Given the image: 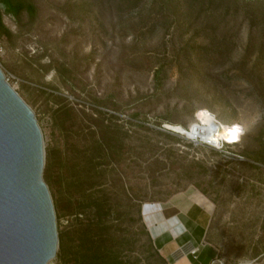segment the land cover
<instances>
[{
  "label": "rangeland",
  "instance_id": "374dc122",
  "mask_svg": "<svg viewBox=\"0 0 264 264\" xmlns=\"http://www.w3.org/2000/svg\"><path fill=\"white\" fill-rule=\"evenodd\" d=\"M30 1L36 16L20 21L0 4L11 32L0 34V67L43 134L59 236L50 264L97 253L161 264L145 211L187 188L214 204V264H264V163L244 155L264 129V18L253 28L242 15L202 21L182 1L132 12L108 0ZM240 1L264 14V0ZM204 113L243 130L231 155L167 127Z\"/></svg>",
  "mask_w": 264,
  "mask_h": 264
},
{
  "label": "water",
  "instance_id": "95a60500",
  "mask_svg": "<svg viewBox=\"0 0 264 264\" xmlns=\"http://www.w3.org/2000/svg\"><path fill=\"white\" fill-rule=\"evenodd\" d=\"M34 111L0 67V264H50L59 248Z\"/></svg>",
  "mask_w": 264,
  "mask_h": 264
},
{
  "label": "crops",
  "instance_id": "0c3cea01",
  "mask_svg": "<svg viewBox=\"0 0 264 264\" xmlns=\"http://www.w3.org/2000/svg\"><path fill=\"white\" fill-rule=\"evenodd\" d=\"M214 204L196 188H187L145 211L152 248L161 264H214L209 241Z\"/></svg>",
  "mask_w": 264,
  "mask_h": 264
},
{
  "label": "trees",
  "instance_id": "16d2710c",
  "mask_svg": "<svg viewBox=\"0 0 264 264\" xmlns=\"http://www.w3.org/2000/svg\"><path fill=\"white\" fill-rule=\"evenodd\" d=\"M145 0H108L109 4L118 5L120 7L119 10H124L127 12H132L138 9ZM167 4L175 3L177 1H182L187 5V9L192 11L194 8H197L196 12L198 14V19L204 17L202 21H209L213 19H225L227 16H240L242 15L244 18L250 21L251 27L259 26L258 18L263 17L264 14H258L260 11L256 8L257 3L255 4H246L240 0H162ZM176 1V2H175ZM0 4H2L5 8V13L10 14L15 20L20 21L22 14L24 12L27 13L30 19L36 16V7L35 4L30 0H0ZM255 5V6H253ZM2 10L0 9V34L10 35L9 28L3 22ZM210 47V45H208ZM250 52L247 54V58L249 57ZM246 61H244L245 63ZM247 63V62H246ZM231 128V127H227ZM170 137L169 135H166ZM175 140H179L176 137H170ZM259 141L261 142L260 148L256 152L245 151L244 155L246 158L253 159L259 163H264V129L259 134ZM105 139L102 138L101 142H95L94 153H98L99 155L103 154V147L105 146ZM190 145V144H189ZM89 164V162H87ZM198 166L196 162H192L184 173L188 178H191L192 169ZM88 171V170H87ZM87 178V179H86ZM84 181H88L89 179H94V176H86ZM86 179V180H85ZM91 183V182H90ZM139 213V209H138ZM101 253L93 254L91 257L84 256L81 260V264H107L101 260ZM108 264H123L118 261V257H113L112 261Z\"/></svg>",
  "mask_w": 264,
  "mask_h": 264
},
{
  "label": "bare ground",
  "instance_id": "6f19581e",
  "mask_svg": "<svg viewBox=\"0 0 264 264\" xmlns=\"http://www.w3.org/2000/svg\"><path fill=\"white\" fill-rule=\"evenodd\" d=\"M191 126H195L196 130L193 133H189L191 135L196 134L200 136L202 140L211 139V134L217 126L219 127L217 135H213V138H215L216 140H226V142L228 143H235L239 138V135H237L235 139L233 138V131L235 128L238 127H224L220 124V122H217L215 118L208 113L202 114L199 118H197V120L193 124H191ZM167 127L171 131L176 132L178 134H184L185 132H187V130L177 125H168Z\"/></svg>",
  "mask_w": 264,
  "mask_h": 264
},
{
  "label": "built area",
  "instance_id": "2783aa9c",
  "mask_svg": "<svg viewBox=\"0 0 264 264\" xmlns=\"http://www.w3.org/2000/svg\"><path fill=\"white\" fill-rule=\"evenodd\" d=\"M185 129L187 130V132H185L184 134H178V135L181 136L182 139H184V140H186V141H188L189 143H192V144H196V145L200 144V145L215 149L218 152H223L225 154H228L229 152L224 150V148H226V146H228V145L234 144V143H228V142H226V140H216L215 138H213V135L214 136L217 135V131L219 130L218 126L212 132L211 139H209V140H202L201 137L196 135V134H192L191 135L190 133L191 132L193 133L196 130L195 126H191L190 125V126L186 127ZM175 134H177V133H175ZM241 136L242 135H239V138H238L237 142L240 141ZM228 155H231V154L229 153ZM232 156L238 157L236 155H232Z\"/></svg>",
  "mask_w": 264,
  "mask_h": 264
},
{
  "label": "clouds",
  "instance_id": "9594fccd",
  "mask_svg": "<svg viewBox=\"0 0 264 264\" xmlns=\"http://www.w3.org/2000/svg\"><path fill=\"white\" fill-rule=\"evenodd\" d=\"M243 130L241 128H235L233 131V138L235 139L237 135H242Z\"/></svg>",
  "mask_w": 264,
  "mask_h": 264
}]
</instances>
